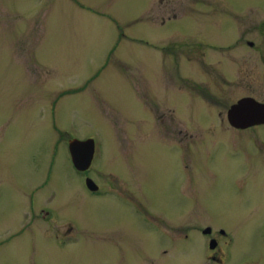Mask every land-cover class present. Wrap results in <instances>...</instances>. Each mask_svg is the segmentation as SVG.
<instances>
[{
	"label": "rangeland",
	"instance_id": "rangeland-1",
	"mask_svg": "<svg viewBox=\"0 0 264 264\" xmlns=\"http://www.w3.org/2000/svg\"><path fill=\"white\" fill-rule=\"evenodd\" d=\"M209 1L202 0L201 6L194 0H0V264L201 263L205 252L196 236L183 247L178 241L167 256L161 251L171 239L163 236L158 251L148 254L149 245L141 238L146 226L135 229L142 232L136 235L135 206L127 201L128 193L121 192L117 199L87 192L71 163L63 132L94 139L91 175L99 186L105 183L132 198L135 194L139 201L137 187L146 186L159 216L180 220L188 203L193 220L202 222L198 191L202 204L216 206L218 222L222 205L235 200L236 185L247 188L254 208L264 207L261 177L238 175L241 167L228 152L231 140L202 129L198 101L173 88L181 85L182 62L193 64L183 56L185 49L190 54L192 49L179 43L181 37L189 28L194 32L203 25L198 24L197 11L207 12L209 21L215 18ZM226 1L245 3L257 13L264 10V0ZM186 10L192 11L191 27L184 18ZM223 32L217 26L212 39ZM172 46L177 54L173 48L170 52ZM177 103L189 124L180 126L189 136L183 135L188 172H182L165 141L155 139L162 154L153 147L154 128L178 121L173 107ZM206 154L213 160L207 161L203 177L198 158ZM215 166L222 172L219 182L212 176ZM41 185L36 201L54 207L58 223L27 216L24 222L34 234L5 243L14 232L10 226L21 225L30 194ZM239 213L226 208L228 221ZM254 219L263 221L264 211ZM68 223L78 238L59 246L52 236L62 234ZM229 228L242 250L241 259L254 260L256 235L240 224ZM251 237L252 252L247 248Z\"/></svg>",
	"mask_w": 264,
	"mask_h": 264
},
{
	"label": "flooded vegetation",
	"instance_id": "flooded-vegetation-1",
	"mask_svg": "<svg viewBox=\"0 0 264 264\" xmlns=\"http://www.w3.org/2000/svg\"><path fill=\"white\" fill-rule=\"evenodd\" d=\"M194 1H197L201 6L203 4L202 0ZM209 3L215 7L212 8L215 18L209 21L207 12L205 15L203 11H197L195 14L200 21L198 24L203 25L194 32L189 28V31L181 37L184 39L179 43L192 49L191 54L189 50L185 49L183 56L193 64L188 65L182 62L181 85L173 88H176L179 94H187L198 101V108L203 113L202 121L198 122L202 129L208 132L222 133L231 140L233 148H228V152L236 157V163L241 167L238 175L245 173L246 175L260 176L264 189V10L257 13L246 8L245 3L237 6L233 1L227 2L226 0H210ZM189 13L192 14V11L186 10L184 14L188 15H184V18H187L191 27L193 16H190ZM201 16H205L204 19L199 18ZM242 16H246V18L241 19ZM226 17L231 19L230 22ZM173 18H175V13H173ZM217 26L224 28V32L218 38L212 39L211 35ZM209 28H213L212 33L208 32ZM172 48L173 46L170 48V52ZM173 52L177 54L174 48ZM245 54H254L255 57L249 59ZM178 62L181 63V61ZM178 62L174 65H177ZM173 107L177 112L178 121H169L163 123L162 127L154 128V130L157 129V132H154V140L165 141L168 148L171 149V157H175L180 162L182 172H188L191 168H188L189 159L186 150L188 146L184 143L183 135L184 137L189 136L180 128L188 123L185 122L184 115H182L181 103L180 105L177 103V108L174 105ZM63 133L68 137L66 144L69 153L68 144L74 137L70 133ZM159 140L153 142V147L157 154H162ZM222 142L221 140L220 143ZM198 160L202 163L199 172L203 173L204 177L209 169L207 161L212 163L213 159L209 154H206L199 157ZM92 163L89 169L84 172L75 169L84 180L88 176L92 178L91 173L94 169ZM213 169L212 176L215 181L219 182L223 177L222 172L219 167L215 166ZM180 174L181 181L184 175ZM41 187L42 185L38 186L30 194L29 209L25 211L27 215L21 218V225L10 226L14 232H9L5 237V243L13 239L19 240L26 233L34 234L30 230V224L24 222L27 216L38 222L44 219L58 223L56 209L36 201L35 196ZM137 188L136 194L141 198V201L137 200L135 194L132 198L129 192L120 191L105 183L101 186L98 185V189L95 191L89 190L85 185L87 192L98 197H100L99 195L102 197L113 196L121 199V192L123 195L128 193L127 201L135 206L134 232L136 235H140L142 232L135 229H138L141 224L146 226L147 232L142 233L141 238L149 245L146 252L150 255L158 251L157 244L162 243L163 236H168L171 239V242L165 243L166 245L161 251L163 256L170 255L168 253L173 251L178 241L184 243V245H180L183 247L191 244L192 236H196L200 239V245L205 252L200 264H264V220L255 222L256 219H254L258 212L264 211V207L256 209L248 202V191L243 185H236L234 201L222 205L218 222L215 221L216 206L212 202L202 204L204 199H199L200 195L197 191V209L200 219H203L199 223L193 220V212L190 211L188 203L182 207L183 216L180 220L159 216V212L154 210L155 202L151 198L150 189L146 186ZM226 208L240 213L236 214V218L234 216L233 221H228ZM185 214L187 217H184ZM235 224L243 226L245 231L249 230L251 236L256 235L257 248L254 260L241 259L242 250L235 245V232L229 228ZM68 225L62 234L57 233L52 236L59 246L74 242L78 238V232L72 230L74 226L70 223ZM252 243H254V239L251 237V241L247 245L251 252L253 251ZM16 244L21 246L22 241H17ZM130 251L133 254L134 262H137L136 257L138 256L133 250Z\"/></svg>",
	"mask_w": 264,
	"mask_h": 264
},
{
	"label": "water",
	"instance_id": "water-1",
	"mask_svg": "<svg viewBox=\"0 0 264 264\" xmlns=\"http://www.w3.org/2000/svg\"><path fill=\"white\" fill-rule=\"evenodd\" d=\"M69 153L71 162L78 171L89 168L94 153V141L91 138L85 140L71 139L69 141ZM85 183L91 190L96 188L92 179L86 178Z\"/></svg>",
	"mask_w": 264,
	"mask_h": 264
}]
</instances>
